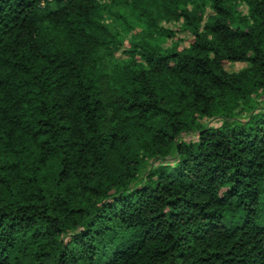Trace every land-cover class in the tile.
<instances>
[{"label":"trees","instance_id":"1","mask_svg":"<svg viewBox=\"0 0 264 264\" xmlns=\"http://www.w3.org/2000/svg\"><path fill=\"white\" fill-rule=\"evenodd\" d=\"M0 264H264V0H0Z\"/></svg>","mask_w":264,"mask_h":264},{"label":"rangeland","instance_id":"2","mask_svg":"<svg viewBox=\"0 0 264 264\" xmlns=\"http://www.w3.org/2000/svg\"><path fill=\"white\" fill-rule=\"evenodd\" d=\"M111 7L113 8L114 11H119L120 13H122L127 18V20L131 23V25L136 28L137 31L140 30L141 25H138V24H136V22L134 20H131L132 17L129 15L128 9L125 6H122L121 4H111ZM240 9L243 13L246 12V8L244 6H241ZM206 13H209L208 8H207ZM110 18H111L110 14H106V20L109 21ZM116 24L119 27V31H121V35L125 39L129 38L130 32L128 29L125 28V26H123V23L120 22V20H118L116 22ZM180 24H181L180 22H164V21L160 23V25H162L166 28L172 29L175 33L174 34L175 37L178 39V41L180 43V46L185 47L189 43V39L191 37V34L185 30H179V29H181ZM170 42H171V39L166 40L163 44V47L168 46L170 44ZM117 56L124 57L126 55L124 54V52L122 50H120L117 53ZM247 66H248V64L245 62L234 61V62L225 63L224 68L228 72H236V71H239V70H241ZM202 122L209 124V125H215L217 123L216 120H208V119H203ZM182 137L186 140H189V139H194L196 137V135H195V133H191V134L188 133V134H183Z\"/></svg>","mask_w":264,"mask_h":264}]
</instances>
